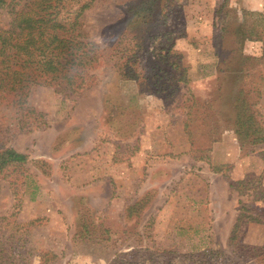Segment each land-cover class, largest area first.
<instances>
[{
  "label": "rangeland",
  "instance_id": "374dc122",
  "mask_svg": "<svg viewBox=\"0 0 264 264\" xmlns=\"http://www.w3.org/2000/svg\"><path fill=\"white\" fill-rule=\"evenodd\" d=\"M244 10L264 13V0H170L136 48L122 30V6L94 0L82 17L84 36L99 46L89 87L36 85L22 118L0 99V148L27 155L0 171V231L13 235L17 258L264 264V144L241 148L214 99L221 16L228 11L230 30L259 18ZM261 31L242 50L255 57L243 79L259 89L264 125ZM155 80L174 83L173 95L154 91Z\"/></svg>",
  "mask_w": 264,
  "mask_h": 264
},
{
  "label": "trees",
  "instance_id": "16d2710c",
  "mask_svg": "<svg viewBox=\"0 0 264 264\" xmlns=\"http://www.w3.org/2000/svg\"><path fill=\"white\" fill-rule=\"evenodd\" d=\"M93 1L0 0V17L4 19H0V99L16 106L21 118L32 110L28 97L36 85H53L71 93H81L89 87V80L93 78L90 67L98 61L95 49L99 46L84 36L82 17ZM169 1L116 0L124 10L122 30L128 34L132 46L144 47L145 39L152 36L148 33L153 29L154 21ZM227 14L228 11L222 14L221 22L225 23L215 36L217 58L214 74L218 84L214 99L221 100L219 109L225 110L222 116L232 121L240 147L244 148L246 144L253 147L264 144V125L256 109L259 89L246 85L243 79L248 72L244 67L246 61L255 57L244 54L242 45L246 39L262 38L264 13L242 11L245 17L249 14L259 18L251 21L247 18L248 22L242 17L234 30L226 26ZM228 34L234 37L225 53L224 43ZM235 57L237 60L232 67ZM151 63L162 71L157 61ZM153 86L154 91L163 92L164 98L172 96L177 88L174 83L159 80H155ZM26 160V154L12 147L0 148V171L9 164ZM236 185L230 183L235 189ZM235 230L236 227L232 234ZM11 240L12 234L0 231V264H30L15 256L20 250H16V244ZM48 254H39L41 259L47 260L39 264L56 259V255L46 257Z\"/></svg>",
  "mask_w": 264,
  "mask_h": 264
}]
</instances>
